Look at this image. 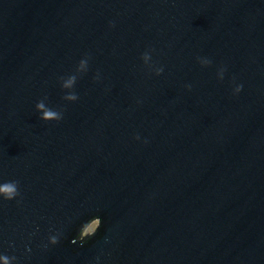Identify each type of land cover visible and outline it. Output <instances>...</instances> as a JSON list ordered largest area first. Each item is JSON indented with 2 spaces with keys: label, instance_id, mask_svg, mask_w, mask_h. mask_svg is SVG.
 <instances>
[{
  "label": "water",
  "instance_id": "95a60500",
  "mask_svg": "<svg viewBox=\"0 0 264 264\" xmlns=\"http://www.w3.org/2000/svg\"><path fill=\"white\" fill-rule=\"evenodd\" d=\"M0 179L17 264H264V0H0ZM92 215L103 238L72 246Z\"/></svg>",
  "mask_w": 264,
  "mask_h": 264
},
{
  "label": "clouds",
  "instance_id": "9594fccd",
  "mask_svg": "<svg viewBox=\"0 0 264 264\" xmlns=\"http://www.w3.org/2000/svg\"><path fill=\"white\" fill-rule=\"evenodd\" d=\"M112 25H110L111 27ZM152 49H147L140 57L143 64L149 69V74L156 77L161 76L164 72V68L154 62H152ZM90 56H85L81 58L77 65L78 72H85L88 68V63ZM197 63L202 69H207L212 66V60L208 57H197ZM227 68L223 65L217 66L215 71V79L217 82H223L225 79V74ZM96 82L101 80V74L98 71L94 77ZM76 76H68L60 81V87L65 90V95L63 99L69 103H76L79 99L78 95L71 91L75 87ZM231 95L238 96L243 90V84L237 83L235 78L230 81ZM186 91H191V85H185ZM35 111L39 114L38 119L45 124L49 123H59L63 119V114L56 109L49 107L44 100H40L35 105ZM137 141L140 140L139 136H136ZM147 143V141H144ZM19 186L17 181H5L0 179V202H11L16 200L19 202ZM103 222L99 215H92L90 217H85L79 220L75 227H73L71 233L68 236V240L71 241V245H79L81 248L91 247L92 243L103 238ZM61 240L60 234H50L47 239V244L44 245L45 248L51 246L55 247ZM67 244V241H65ZM30 251V249H27ZM76 249L73 247V252ZM0 264H17V259L15 256H9L3 252H0ZM99 264V262H98Z\"/></svg>",
  "mask_w": 264,
  "mask_h": 264
}]
</instances>
